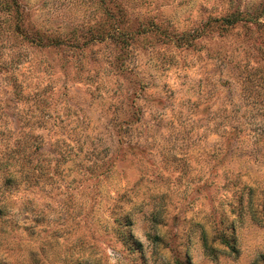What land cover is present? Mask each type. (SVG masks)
I'll return each instance as SVG.
<instances>
[{
	"label": "rangeland",
	"instance_id": "obj_1",
	"mask_svg": "<svg viewBox=\"0 0 264 264\" xmlns=\"http://www.w3.org/2000/svg\"><path fill=\"white\" fill-rule=\"evenodd\" d=\"M0 166V264H264V0H0Z\"/></svg>",
	"mask_w": 264,
	"mask_h": 264
},
{
	"label": "trees",
	"instance_id": "obj_2",
	"mask_svg": "<svg viewBox=\"0 0 264 264\" xmlns=\"http://www.w3.org/2000/svg\"><path fill=\"white\" fill-rule=\"evenodd\" d=\"M237 18V13H232V14H228L227 16H225L224 18H223V20L226 22V24H234L235 22H236V19ZM4 164V163H3ZM2 164V165H3ZM9 164V162L7 163V162H5V165H8ZM8 167L7 166H0V172L2 171V170H7V172H9L8 171V169H7ZM10 170V169H9ZM232 246V245H231ZM230 246V247H231Z\"/></svg>",
	"mask_w": 264,
	"mask_h": 264
}]
</instances>
